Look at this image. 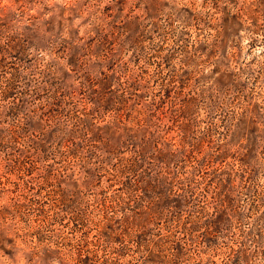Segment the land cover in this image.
<instances>
[{"label": "rangeland", "instance_id": "obj_1", "mask_svg": "<svg viewBox=\"0 0 264 264\" xmlns=\"http://www.w3.org/2000/svg\"><path fill=\"white\" fill-rule=\"evenodd\" d=\"M0 264H264V0H0Z\"/></svg>", "mask_w": 264, "mask_h": 264}]
</instances>
